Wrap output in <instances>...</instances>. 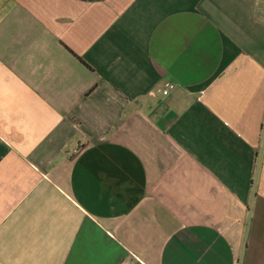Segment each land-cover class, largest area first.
<instances>
[{
    "label": "crops",
    "instance_id": "crops-1",
    "mask_svg": "<svg viewBox=\"0 0 264 264\" xmlns=\"http://www.w3.org/2000/svg\"><path fill=\"white\" fill-rule=\"evenodd\" d=\"M0 264H264V0H0Z\"/></svg>",
    "mask_w": 264,
    "mask_h": 264
},
{
    "label": "built area",
    "instance_id": "built-area-1",
    "mask_svg": "<svg viewBox=\"0 0 264 264\" xmlns=\"http://www.w3.org/2000/svg\"><path fill=\"white\" fill-rule=\"evenodd\" d=\"M172 88H173V85L170 84V85L167 87V89H165V90L163 91V95H164V96H167Z\"/></svg>",
    "mask_w": 264,
    "mask_h": 264
}]
</instances>
